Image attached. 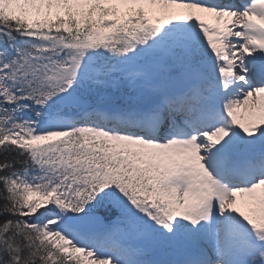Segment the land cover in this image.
Listing matches in <instances>:
<instances>
[{"label": "snow or ice", "instance_id": "obj_1", "mask_svg": "<svg viewBox=\"0 0 264 264\" xmlns=\"http://www.w3.org/2000/svg\"><path fill=\"white\" fill-rule=\"evenodd\" d=\"M0 264H264V0H0Z\"/></svg>", "mask_w": 264, "mask_h": 264}]
</instances>
